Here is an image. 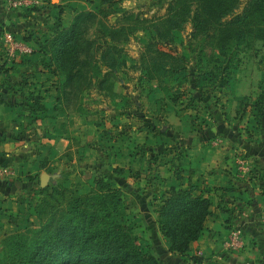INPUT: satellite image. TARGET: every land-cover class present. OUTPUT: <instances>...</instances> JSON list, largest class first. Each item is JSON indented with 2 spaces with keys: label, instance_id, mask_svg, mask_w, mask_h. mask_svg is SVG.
Wrapping results in <instances>:
<instances>
[{
  "label": "rangeland",
  "instance_id": "374dc122",
  "mask_svg": "<svg viewBox=\"0 0 264 264\" xmlns=\"http://www.w3.org/2000/svg\"><path fill=\"white\" fill-rule=\"evenodd\" d=\"M41 1L36 0L34 4L18 9L5 7L7 13L3 14L4 19L9 20L10 24L5 26L0 19V62L5 56L3 33H11L17 39L31 33L39 41L52 35L55 15L48 19L44 14L45 10L40 6ZM239 2L234 13L240 12L245 0ZM58 7L62 10L63 5ZM88 11L92 15H84L78 20L75 35L65 44L71 49L63 58L65 68L72 75L71 79L68 84H57L60 85V92L67 93L64 102L68 113L61 130L64 134L73 135L72 142H69L70 154L67 162L63 157L56 158L60 163L57 161L47 169L46 174L51 175L42 185L47 191L51 187L63 191L56 205L57 211L67 205L73 193L86 192L89 180L95 173L103 175L106 180L112 179L114 173L109 170L110 160L108 161L106 153L118 150L121 155L112 164L124 165L127 169L120 177H114V180L124 187L122 198L127 204L128 221L134 225L133 231L138 244L146 248L149 235L154 232V225L149 213L138 210L142 196L138 191L136 193L130 190L129 183L132 179L127 174L138 173L140 180L133 186L143 185L142 188L149 196L150 189L156 192L162 185L161 179L164 175L175 176L183 170L181 165L183 168L185 165L181 152L184 151L182 147L185 143L182 146L179 142L186 135L183 132H179L177 137L170 134L182 123V120H178L182 111L193 122L191 127L197 138H203L208 127H219L220 135L211 134L209 140L206 139L207 142L233 144L232 146L240 149L239 143L246 144L244 153L238 151L230 154L236 161V175L233 180L244 184L250 176L254 178L253 184L251 182V185H255L253 189L264 191V187H259L264 186V178L255 177L256 164L252 159L254 152L256 155H264V130L255 128L252 124V116L255 114L253 104L260 106L261 113L264 114V99L260 102L257 100V96L264 93V44L261 40L248 34L240 42L230 41L224 49L225 55L217 54L215 44H208L207 39L216 24L226 17L215 16L217 13L214 16L209 12L203 13L192 0H108ZM194 16L196 18L193 20ZM60 17L61 25L69 24L70 15ZM166 17L175 19L177 27L169 30L172 23L170 20L164 22ZM28 45H31L30 48L37 47L31 39ZM161 51L168 56L157 53ZM39 57L41 61L45 59L44 56ZM215 57L220 63L218 66L212 60ZM150 63L165 64L167 67L174 65L169 83H179V102L172 104L166 97V91L172 92V87L160 89L163 97L154 98L155 92H150L151 81L143 77L144 72L139 68L142 64ZM223 77L226 84L220 87L218 82ZM62 93L60 95H64ZM143 102L149 104L147 109ZM156 106V112L150 110ZM15 113L8 110L4 119L13 118ZM187 118L185 117L186 120ZM144 123L148 126H144ZM203 124H206L205 128L200 127ZM46 127L48 126H44ZM41 128L39 126L36 139L31 136L32 131L23 133L24 139L31 138L25 143L29 153L34 148L39 153L46 151L38 138L43 134ZM159 131L164 133L160 139L167 152L156 153V159H151L156 154L152 150L143 153L141 137L145 133L151 135L150 141H153L155 133ZM230 138L234 140L233 143ZM24 139H20V143ZM79 142L82 143L81 148L78 147ZM108 146L111 147L110 150ZM211 155L216 156L219 153L213 151ZM164 161L167 162L163 163ZM5 183L4 180V187ZM37 184H34L33 192L39 189ZM19 195L12 194L4 201L9 200V205L16 209L22 197ZM34 195H23L20 208H25L24 201L28 200V216L19 218L15 231L37 228V219L32 215V204L37 198ZM232 205L233 201L230 202V206ZM57 211L53 213L54 217L57 216ZM244 213L245 210L239 208V212L235 214L243 216ZM6 219L7 214L0 218V222ZM224 228L225 234L218 243L206 245L210 248V253L217 257H212L207 264L264 263V220L260 226L249 225L245 232L233 221ZM230 230L239 231L233 247L225 243ZM258 233L260 238L257 237ZM152 243L155 245V242ZM203 252L202 248L195 247V256L189 258L192 264H199ZM15 259L16 257H12L8 261ZM159 263L164 264L161 260Z\"/></svg>",
  "mask_w": 264,
  "mask_h": 264
},
{
  "label": "trees",
  "instance_id": "16d2710c",
  "mask_svg": "<svg viewBox=\"0 0 264 264\" xmlns=\"http://www.w3.org/2000/svg\"><path fill=\"white\" fill-rule=\"evenodd\" d=\"M192 1L197 3L203 13L209 12L213 16L217 13L215 16L226 17L216 24L207 39L208 44H215L217 54L225 55L224 49L230 41L240 42L248 34L264 44V0H245L239 13H234L239 0ZM84 15L92 14L88 10L75 11L69 24L62 26L59 11L53 17L52 35L41 41L33 38L31 33L22 36L20 40L24 43L28 45L31 39L37 47H31L29 54L19 57L18 60L6 59L4 56L0 62V73L6 74L15 64L28 61L35 51L39 52L45 58L42 61L40 59L44 68L53 75L62 76L61 82L54 81L50 85L55 88L56 101L61 100L65 104L67 93L60 92V85L68 84L72 76L70 70L64 66L63 58L71 52L69 45L65 44L75 35L78 20ZM170 18L164 19V22L170 20L172 23L169 30L177 27L176 20ZM195 18L192 17L193 20ZM155 32L159 33L156 28ZM206 33L207 31L205 35ZM157 53L168 56L163 51ZM212 60L216 66L220 64L217 57ZM173 66L150 63L142 64L139 68L144 72L143 77L155 81L159 89L172 87V92L166 91V97L169 101L176 102L180 95L179 83H169ZM225 81L224 77L220 79L218 86H223ZM42 92L44 89H41L39 82L32 81L28 84L30 106L39 113L45 111L41 103ZM61 93L64 95H60ZM263 95L264 93H260L257 96L258 102L264 99ZM253 107L254 124L264 125L261 107L254 104ZM156 156L153 155L151 159H156ZM175 177L179 178L178 174ZM203 192L195 186L179 188L166 186L163 182L152 196L149 204L156 213L157 229L167 239L170 252L184 254L188 250L189 242L200 234L210 205V199L203 196ZM62 193L61 189L55 187L48 191L46 187L38 189L37 198L32 204V215L37 219V228L13 231L3 236L0 240V264H160L147 247L143 248L138 244L133 231L134 225L127 218V204L119 189L112 186L103 175H96L86 192L73 193L67 205L57 211L56 205ZM56 211L58 214L54 217L53 213ZM12 257L16 259L8 261Z\"/></svg>",
  "mask_w": 264,
  "mask_h": 264
},
{
  "label": "crops",
  "instance_id": "0c3cea01",
  "mask_svg": "<svg viewBox=\"0 0 264 264\" xmlns=\"http://www.w3.org/2000/svg\"><path fill=\"white\" fill-rule=\"evenodd\" d=\"M6 1L7 0H0V19L1 23L5 26L10 24V21L6 18L4 19L3 15L7 13V9L5 8ZM100 1L101 0H42L40 6L45 10L44 14L47 15L45 16L48 19L57 15L59 11L60 16L64 15L65 17V15H70L71 19L75 11L92 10ZM58 5H63L62 10L59 9ZM39 56H41L40 53L35 51L29 57L28 61L17 65L15 64L6 74L0 73V167L6 171L0 174V218L7 214V219L4 220V222H0V240L3 236L17 229L19 218L22 216L26 218L28 216V200L24 201V204H26L25 208H20L23 195L28 194L30 195L29 197H32L34 193L38 191V189H36V191L33 192V190H35L33 189L34 184L38 183V187H42L39 182L40 176L44 175L45 179L48 180L51 174H46L47 169H50L57 161L60 163L59 160L56 161V158L59 159L63 157L65 162H67V157L70 154L68 151L70 147L69 142H72L73 135H69V133H67L68 135L64 134L61 130L63 129L62 126H64L63 123L65 122L68 111L61 100L56 101L55 88L50 85L52 82L54 83L55 79L61 82L62 76H56L48 72L40 61L41 57ZM32 81L39 82L41 89H44L41 103L45 111L42 113L33 110L30 106L28 84ZM150 81V92H155L153 95L154 98H162L163 93L158 89L155 81ZM201 94H204V92L201 91ZM177 102H179V100ZM171 103L176 104V102ZM143 106L147 109L149 104L146 102ZM8 110H12L16 113L13 118L5 120L4 114L7 113ZM150 110H155L156 112L157 106ZM74 111H76V109ZM185 117L187 118L185 112L182 111L181 116L178 117V120H182V123L175 127L176 129H173V133L170 132V134L176 137L182 132V134L186 135L182 137L184 138L183 140L182 138L180 139L182 142H179L182 146L183 143H185L184 147H182L184 151L181 152L182 158H184L185 169L183 165H181V169L183 170L178 173L179 178L166 174L161 181H163L166 186L172 185L179 188H187L190 185L195 186V188L204 191L203 196L210 199V205L209 213L202 222L200 234L195 240L189 242L188 250L184 254L180 255L170 252L168 250L167 239L162 236L157 229L156 213L152 211L149 204L155 191L152 192L150 189V194L148 196L144 191L145 189L142 188L143 185L141 187H137L138 185L135 187L133 186L140 180L138 173V178L136 174L133 175V173H128L127 175L132 179L131 183H129L130 190L136 193L138 191V194L142 196L138 210L149 213L151 222L154 225V232L149 235L150 240L148 244H145L148 250L164 264H192L189 258L195 256V247H200L204 251V254L199 264H207V262H211L212 257H217L210 253V248L206 247V245L218 243L224 236V227H226L228 223L230 224V222L233 221L239 227L241 226L244 232L251 224L253 226H260L264 220V191L258 190L257 188L253 189L255 185H251V182L254 181V178L250 176L244 181V184L233 180V177L236 175L234 166V164L236 165V161H234V158H232L230 154L237 153L238 151L244 153L247 148L246 144L239 143L240 149L236 148L237 146L235 145L232 146L233 144L207 142L211 134L220 135V130H218L219 127H208V131H204L207 135L203 132L205 134L203 138L202 136L197 138L191 127L193 122L188 118L186 120ZM252 122L255 128H262L264 130L263 124L256 126L253 120ZM39 126L40 128L42 127L43 134L38 138L41 139L46 151L44 153H39V151L34 148L33 152L29 153L28 145L26 146L25 143L31 138L28 137L24 139L23 133L32 131L31 136H34V139H36ZM44 126L48 127L44 128ZM144 126L147 127L148 125L145 124ZM149 126L151 129V125ZM200 127L205 128L206 124ZM108 133L110 132L108 131ZM163 134L164 133L160 131L156 132L153 137L154 140L150 141L152 140V137H150L151 135L143 133L141 137L143 139V153L146 150H152L155 154L166 153L167 149L160 139ZM20 139H24L25 141L20 143ZM201 140L206 141L202 143ZM229 140L232 141L231 143L234 142L231 138ZM78 144V147L81 148L82 143L79 142ZM107 148L110 150L111 147L108 146ZM259 148H262L261 145ZM213 151L219 153V155L212 156L211 153ZM254 154H252V159L255 160L254 163L256 164V173H254V175L258 178L260 176L264 178V155ZM106 155L109 157L108 161L110 160L108 163L110 166L109 170L114 173L112 179L107 178V180L112 186L118 188L121 195H123L122 189H124V187L122 188V186L114 180V177H120L127 168L117 163L112 164L114 160L120 157L121 152L116 150L109 153L108 151ZM96 175L98 174L95 173L89 180L87 189L92 185V180ZM131 175H133V178ZM4 180L6 181L5 187L3 184ZM157 181L159 182L160 180ZM259 187L263 188L264 186ZM4 189L5 192H3ZM12 194L16 196L21 194L19 196H22L21 200H18L19 203L17 201V210L9 205V203H11L9 200H7V202L4 201L7 197H11ZM36 196L34 195V197ZM231 201H233L232 206H230ZM239 208L245 210L243 216L235 214L239 212ZM8 210L13 212L10 213ZM257 237H261L259 233ZM152 242H155V245Z\"/></svg>",
  "mask_w": 264,
  "mask_h": 264
},
{
  "label": "built area",
  "instance_id": "2783aa9c",
  "mask_svg": "<svg viewBox=\"0 0 264 264\" xmlns=\"http://www.w3.org/2000/svg\"><path fill=\"white\" fill-rule=\"evenodd\" d=\"M35 2L36 0H7L5 3V7L7 9H18L21 6L32 5ZM2 41L6 59L16 60L23 55L29 54L30 52V47L22 40L15 38L11 33H3ZM1 172L5 173L6 171L0 169V173ZM226 236L227 239L225 243L233 247L239 237V231L230 230Z\"/></svg>",
  "mask_w": 264,
  "mask_h": 264
},
{
  "label": "water",
  "instance_id": "95a60500",
  "mask_svg": "<svg viewBox=\"0 0 264 264\" xmlns=\"http://www.w3.org/2000/svg\"><path fill=\"white\" fill-rule=\"evenodd\" d=\"M44 180H45V176H44V175L40 176V178H39V182H40V185H41V186L43 185Z\"/></svg>",
  "mask_w": 264,
  "mask_h": 264
}]
</instances>
